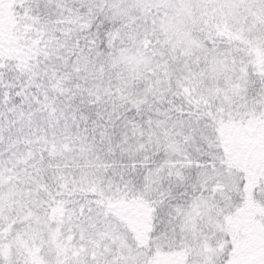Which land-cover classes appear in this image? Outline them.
I'll return each mask as SVG.
<instances>
[{"label": "snow or ice", "instance_id": "obj_1", "mask_svg": "<svg viewBox=\"0 0 264 264\" xmlns=\"http://www.w3.org/2000/svg\"><path fill=\"white\" fill-rule=\"evenodd\" d=\"M0 264H264V0H0Z\"/></svg>", "mask_w": 264, "mask_h": 264}]
</instances>
